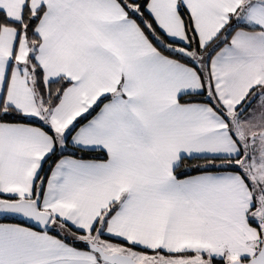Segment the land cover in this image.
Masks as SVG:
<instances>
[{
  "label": "snow or ice",
  "instance_id": "6c2138e0",
  "mask_svg": "<svg viewBox=\"0 0 264 264\" xmlns=\"http://www.w3.org/2000/svg\"><path fill=\"white\" fill-rule=\"evenodd\" d=\"M0 264H264V0H0Z\"/></svg>",
  "mask_w": 264,
  "mask_h": 264
}]
</instances>
